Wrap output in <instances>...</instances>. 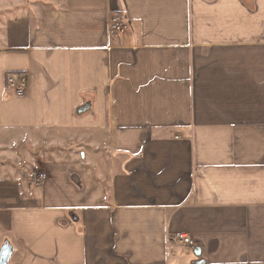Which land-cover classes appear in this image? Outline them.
<instances>
[{"label":"crops","instance_id":"1","mask_svg":"<svg viewBox=\"0 0 264 264\" xmlns=\"http://www.w3.org/2000/svg\"><path fill=\"white\" fill-rule=\"evenodd\" d=\"M0 37L5 264H264V0H0Z\"/></svg>","mask_w":264,"mask_h":264},{"label":"built area","instance_id":"2","mask_svg":"<svg viewBox=\"0 0 264 264\" xmlns=\"http://www.w3.org/2000/svg\"><path fill=\"white\" fill-rule=\"evenodd\" d=\"M129 27L128 20L120 14H114L109 18L108 30L111 35H121ZM29 86V78L26 72H9L5 75L4 88L12 96L21 97L26 93ZM44 178L43 173L36 176V181L41 182ZM181 243L192 245V240L187 235L177 238Z\"/></svg>","mask_w":264,"mask_h":264},{"label":"water","instance_id":"3","mask_svg":"<svg viewBox=\"0 0 264 264\" xmlns=\"http://www.w3.org/2000/svg\"><path fill=\"white\" fill-rule=\"evenodd\" d=\"M10 255V247L5 243L0 251V264H5Z\"/></svg>","mask_w":264,"mask_h":264},{"label":"rangeland","instance_id":"4","mask_svg":"<svg viewBox=\"0 0 264 264\" xmlns=\"http://www.w3.org/2000/svg\"><path fill=\"white\" fill-rule=\"evenodd\" d=\"M1 42H4V38L3 37H0V43Z\"/></svg>","mask_w":264,"mask_h":264}]
</instances>
